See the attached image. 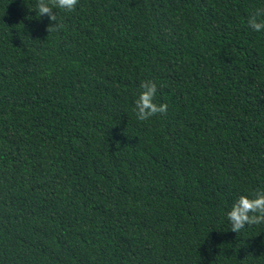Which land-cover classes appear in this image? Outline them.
<instances>
[{"label":"trees","instance_id":"obj_1","mask_svg":"<svg viewBox=\"0 0 264 264\" xmlns=\"http://www.w3.org/2000/svg\"><path fill=\"white\" fill-rule=\"evenodd\" d=\"M36 4L0 0V264H264L227 219L264 190V0Z\"/></svg>","mask_w":264,"mask_h":264},{"label":"clouds","instance_id":"obj_2","mask_svg":"<svg viewBox=\"0 0 264 264\" xmlns=\"http://www.w3.org/2000/svg\"><path fill=\"white\" fill-rule=\"evenodd\" d=\"M78 0H37L36 12L39 17L47 16L49 24L46 31L50 33L60 31L64 25L58 22L54 9L72 12ZM56 22V23H53ZM248 26L256 32L264 31V8L251 13L247 20ZM138 98L135 100V112L139 121H147L157 114L167 113L168 104H157L155 97L157 85L153 80H144L140 83ZM230 230L239 233L246 225L264 224V190L250 195H240L227 212Z\"/></svg>","mask_w":264,"mask_h":264}]
</instances>
